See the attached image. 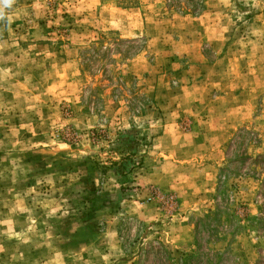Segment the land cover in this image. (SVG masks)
<instances>
[{
	"label": "rangeland",
	"instance_id": "1",
	"mask_svg": "<svg viewBox=\"0 0 264 264\" xmlns=\"http://www.w3.org/2000/svg\"><path fill=\"white\" fill-rule=\"evenodd\" d=\"M126 130L130 171L112 163ZM164 250L264 264V0H15L0 264H169Z\"/></svg>",
	"mask_w": 264,
	"mask_h": 264
},
{
	"label": "trees",
	"instance_id": "2",
	"mask_svg": "<svg viewBox=\"0 0 264 264\" xmlns=\"http://www.w3.org/2000/svg\"><path fill=\"white\" fill-rule=\"evenodd\" d=\"M119 142L121 143L123 149L126 151L128 156H124L121 162L117 160H112V163L118 164L119 166L118 170L124 169L126 171H130L131 170L130 165L132 164V162L128 159L136 152V146L139 143L137 134L135 132L126 130L123 132V134L120 135ZM165 260H168V263L170 264L169 256L166 253H165ZM178 264H194V263L190 258H188L186 260H181Z\"/></svg>",
	"mask_w": 264,
	"mask_h": 264
},
{
	"label": "crops",
	"instance_id": "3",
	"mask_svg": "<svg viewBox=\"0 0 264 264\" xmlns=\"http://www.w3.org/2000/svg\"><path fill=\"white\" fill-rule=\"evenodd\" d=\"M159 88L157 87V91ZM167 93V91H166ZM179 118H174L171 119L170 121H168L167 118H163L162 121H164V128L162 130V132L160 133L159 136H157V138H167V139H171L172 138V134L174 133L175 128L177 127V129L179 128ZM161 120V119H160ZM160 153H164V151H161Z\"/></svg>",
	"mask_w": 264,
	"mask_h": 264
},
{
	"label": "clouds",
	"instance_id": "4",
	"mask_svg": "<svg viewBox=\"0 0 264 264\" xmlns=\"http://www.w3.org/2000/svg\"><path fill=\"white\" fill-rule=\"evenodd\" d=\"M15 0H0V18L5 15V9L11 7Z\"/></svg>",
	"mask_w": 264,
	"mask_h": 264
}]
</instances>
